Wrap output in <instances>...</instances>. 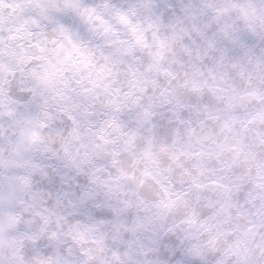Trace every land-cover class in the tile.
I'll use <instances>...</instances> for the list:
<instances>
[{
	"label": "clouds",
	"instance_id": "9594fccd",
	"mask_svg": "<svg viewBox=\"0 0 264 264\" xmlns=\"http://www.w3.org/2000/svg\"><path fill=\"white\" fill-rule=\"evenodd\" d=\"M0 264H264V0H0Z\"/></svg>",
	"mask_w": 264,
	"mask_h": 264
}]
</instances>
